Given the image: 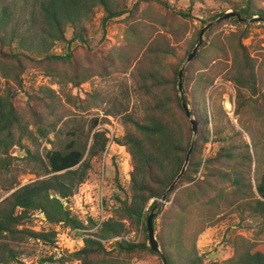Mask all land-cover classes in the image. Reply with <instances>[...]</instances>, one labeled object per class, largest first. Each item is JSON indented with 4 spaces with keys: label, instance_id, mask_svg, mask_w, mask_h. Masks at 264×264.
I'll return each instance as SVG.
<instances>
[{
    "label": "trees",
    "instance_id": "obj_1",
    "mask_svg": "<svg viewBox=\"0 0 264 264\" xmlns=\"http://www.w3.org/2000/svg\"><path fill=\"white\" fill-rule=\"evenodd\" d=\"M31 1L33 0H25L22 11L18 10L16 0H0V77L6 84L4 92H0V167L9 168L11 159H14L10 150L16 145L21 146L20 149L33 158H40L42 162L41 172L37 173L39 178L19 187L3 201L6 210L0 216V238L6 239L7 243L2 248L6 255L0 258L2 264L19 262V256L26 253L30 240L37 242L39 246L54 243V228L50 231H35L26 227L30 212L42 210L52 225L65 222L73 227L86 228L71 210L65 209V202L70 201L81 183L93 178L92 173L94 176L101 175L108 143L105 132L95 131L87 156L85 150L77 146L75 139L70 140L63 150L48 149L46 161L35 155L30 147L24 145V140L28 139L33 144L38 143L39 138L47 140L52 127L44 124L38 111L31 110L29 118L16 106L19 93L26 92L27 89L24 84L25 73L30 67L39 66L46 76L53 77V83L61 78L59 82H73L77 86L96 73L103 74L107 65L113 63L112 55L104 57L97 67L87 68L82 73L83 67L75 52L71 50L64 54L55 53L53 48L59 44L68 48H73L75 43L76 47L89 44L87 26L93 20L96 7L100 6L105 10L103 28L115 18L130 14L126 0ZM141 1L137 2V7ZM144 1L156 2L185 19L193 17L190 12L176 11L167 0ZM254 1H234L230 3L233 5L231 9L245 18L264 17V9H256ZM222 2L229 3L227 0ZM198 3L206 5L207 0H190L191 7ZM226 12L227 9L210 20L221 17ZM224 21L246 26L240 28L238 46L233 51L231 72L226 75V80L233 82L239 95L244 89L256 95L257 72L251 53L244 44V39L249 36L250 24L241 22L237 17ZM201 22L196 44L202 28L208 23L203 19ZM215 26L217 24L210 27L209 31ZM68 28L73 29L70 38L67 36ZM148 53L151 54L152 68L146 72L143 83V90L148 97L147 105L125 117L123 125L126 133L118 139L119 144L128 148L132 157L130 186L126 188L119 185L118 191L110 195L112 197L106 196L109 216L97 231L88 233L80 250H67L60 258L44 257L41 264H131L132 259L145 252L161 256L148 244L146 222L157 202L181 173L194 139V130L182 106L178 88L179 71L185 59L163 64L166 50L152 46ZM199 57L200 52L195 61ZM195 61L190 62L184 71L183 87L192 116L199 122V133L187 169L176 186L183 183L191 185L178 192L175 208L171 214L165 215L164 228L158 238L168 264L207 262V256L199 253L196 240L189 242L188 234L191 235L190 230L195 223L188 218L192 206L197 205L214 212L211 221L221 214V207L235 208L242 213L243 220L257 221L264 232V173L255 184L251 178L254 163L259 169L258 150L264 145L262 138L254 133L253 127L251 130L247 129L252 139V144H249L226 111H223L222 120L217 122L214 112L209 113L203 109L205 101L202 102L201 96H205L213 87L216 77L211 73L198 77L191 74ZM30 89L28 97L31 100L39 99L47 106L61 96L58 90L47 85L37 90L34 87ZM61 91L64 92L62 86ZM241 104L243 108H249L248 103ZM247 112L250 114L249 109ZM238 113L242 114L240 110ZM98 124L99 120L95 119L93 127ZM209 145L211 147L208 152ZM42 176L46 177L40 178ZM14 188L12 186L9 190ZM112 199L117 201L114 207ZM151 199L154 201L150 204ZM163 213L164 210L160 211L154 218L155 230L157 219ZM95 225V221L91 219L89 227ZM140 225L145 230L143 242L124 239L112 241L117 236L129 233L131 226ZM207 227L200 226L195 235H200ZM230 264H264V240L232 257Z\"/></svg>",
    "mask_w": 264,
    "mask_h": 264
},
{
    "label": "rangeland",
    "instance_id": "obj_2",
    "mask_svg": "<svg viewBox=\"0 0 264 264\" xmlns=\"http://www.w3.org/2000/svg\"><path fill=\"white\" fill-rule=\"evenodd\" d=\"M16 1L18 10L23 11L25 0ZM138 1L126 0L130 14L115 18L108 22L105 28L102 23L105 10L100 6L96 7L93 20L87 26L90 36L89 44L76 47L75 43L73 48L59 44L53 48L55 53L64 54L71 50L75 52L76 58L83 67L82 73L87 68L97 67L99 61L104 57L112 55L113 63L107 65V70L103 74L96 73L78 86L73 82H59L61 78H58L56 84H58V94L61 96L47 106L39 99L31 100L28 97V93L31 92L30 87L37 90L46 86L38 79L40 75L46 76L47 74L39 66H32L25 73L24 84L27 89L26 92L19 93L16 106L29 118L31 110L38 111L44 124L52 127V132L47 140L39 138L38 143L33 144L32 141L25 139L23 143L44 161H46L45 154L48 149L63 150L72 139L76 140L80 149L85 150L87 156L93 141V133L98 127V125L93 127L95 119L99 120V124L110 123L118 129L119 137L116 140L119 145L118 139L126 133L125 125H123L125 117L137 110L144 109L147 105L148 97L143 90V83L146 72L152 68L149 49L154 46L167 51L163 64L183 59H185V63L189 53L194 49L193 46L198 44H196V37L202 19L208 23L215 21L219 17L210 19L225 9L227 12L232 11L233 5L230 3L237 0H227L229 3H223L222 0H207L206 5L198 3L195 7H191L190 0H167L176 11L190 12L193 17L188 19L174 15L156 2L142 0L137 7ZM35 3L37 2L35 1ZM254 6L256 9H264V0H255ZM249 24V36L244 39V44L251 53L257 72L258 90L256 95H252L251 91L245 89L239 95L233 82L226 80V75L231 72L233 51L238 46L240 28L246 27L236 22L222 21L217 23L212 31L207 30L198 51L200 57L196 61L197 56L193 59L195 62L191 67V74L198 77L201 74L210 75L211 73L216 77L215 84L207 94L200 95L202 102L205 101V106L202 105L203 109L208 110L209 113L214 112L217 122L222 120L223 111H226L237 129L244 133L248 143L252 144V139L247 133V129L251 130L252 127L255 129L254 133L258 137L260 136L264 143V22ZM72 35L73 29L68 28L67 36L70 38ZM49 78L53 79L52 76ZM84 84L88 91L82 97L75 93V88H80ZM5 85V81L0 77V92H4ZM61 86L64 92L61 91ZM189 89L191 90L192 87L190 86ZM241 103H248L249 108H243ZM248 109L250 114L247 112ZM239 110L242 114L238 113ZM254 111L258 113H254ZM110 117L114 119V123ZM208 147L209 152L211 145ZM20 148L21 146L16 145L10 150L14 159H11L9 168L0 167V203H2L0 216L6 210L3 201L19 187L37 180L39 178L37 173L41 172L40 158L35 159ZM118 151L119 148L114 147L112 156H109L105 163L108 180V183L105 184V194L108 197L118 191L119 185L128 188L131 182L133 171L131 154L127 148L131 157L130 162L127 163L126 158L123 159L117 154ZM251 151L254 152L253 148ZM258 154L259 169L254 163L251 173L253 184L258 182L264 173V145L260 147ZM101 167L103 169V163ZM91 175L93 178L89 180L95 185V191H99V176H94L93 173ZM200 175L201 172L198 177ZM44 177L46 176L40 178ZM189 185L191 183L175 186L174 192L172 191L173 193L168 195L161 210V212L164 210V213L157 219V230H155L157 240L164 228L165 215L171 214L175 208L178 192ZM12 186L15 188L9 190ZM111 201L114 207L117 201L115 199ZM153 201L154 199H151L150 204ZM189 210L188 218L195 222L190 230L191 235L188 234L189 242L192 243V239L196 240L199 253L207 256L206 264H230L232 257L246 252L252 244L264 240V232L261 231L257 221L243 220L242 213L235 208L221 207V214L212 221L210 218L215 215L214 212L199 208L197 205L192 206ZM32 213L30 212L26 220V227L33 228L36 225ZM203 225L208 226L207 229L196 236V230ZM53 228L55 225L51 224L48 231ZM131 228L125 235L137 243L143 242L145 240L144 226H131ZM6 243V239L0 238V258L6 256L5 251L2 250ZM148 244L150 245L149 241ZM44 250L43 245L39 246L37 242L30 240L25 249L26 253L19 256V261H23L25 264H41V259L45 257ZM161 261H163L161 256L145 252L132 259L131 264H162Z\"/></svg>",
    "mask_w": 264,
    "mask_h": 264
},
{
    "label": "built area",
    "instance_id": "obj_3",
    "mask_svg": "<svg viewBox=\"0 0 264 264\" xmlns=\"http://www.w3.org/2000/svg\"><path fill=\"white\" fill-rule=\"evenodd\" d=\"M39 77V76H38ZM49 77L45 75H40L39 81L53 89H58V84L49 81ZM51 80V79H50ZM87 86L84 84L80 88H75V93L80 96H84L87 92ZM114 123V119L110 117ZM95 131H102L106 133L108 138L107 147L103 159V169L101 175L99 176L98 187L99 191H95V185L88 179L81 183L70 199L69 202H65V205L69 206V210L73 212V215L79 218L86 228L83 227H73L67 225L65 222H60L55 225L56 237L53 244H44L45 257H62L67 250L76 251L80 250L84 246L85 237L88 236L89 232L97 231L105 219L109 216V212L106 208V194H105V184L108 183L107 180V170L105 168L106 160L109 156H112V150L114 147H118L117 152L123 159L126 158L127 163L130 162V152L128 153L127 147L125 145L117 144V138L119 137L118 129H116L110 123L98 124ZM35 219L36 225L32 228L35 231H48L51 223L42 210H35L32 214ZM91 219H93L96 225L92 228L89 227ZM45 229V230H44ZM127 240L130 242H136L128 235L117 236L112 239V241ZM14 264H25L23 261H19Z\"/></svg>",
    "mask_w": 264,
    "mask_h": 264
},
{
    "label": "water",
    "instance_id": "obj_4",
    "mask_svg": "<svg viewBox=\"0 0 264 264\" xmlns=\"http://www.w3.org/2000/svg\"><path fill=\"white\" fill-rule=\"evenodd\" d=\"M231 17H237L241 22L244 23H254V22H264V17H259V16H255L253 18H245L243 17L239 12H234V11H228L226 12L225 15L219 17L218 19H216L215 21H211L209 23H207L201 30L200 32V36H199V42L198 44L194 47L193 51L191 53H189L186 62L184 63V65L181 67L180 71H179V91H180V97L182 100V106L184 108V111L186 113V116L190 119L192 125H193V130H194V139L192 141L191 147L188 151L187 157H186V161L185 164L182 168L181 173L178 175V177L176 178V180L173 182V184L169 187V189L166 191V193L164 194L163 198L160 199L157 204L155 205L153 211L149 214L147 222H146V226L148 229V235H149V242H150V246L151 248L156 251L157 253H159L162 257L163 263L164 264H168L167 259L165 254L163 253L159 242L157 240L156 237V233H155V227H154V218L156 217L157 213H159L162 210V207L164 206V204L166 203V200L168 198L169 193L175 188V186L177 185L178 181L180 180V178L183 176V174L185 173L188 163L190 161L191 155L193 153V149L195 147V142H196V137L199 133V122L192 116V112H191V108L187 102V99L185 97V93H184V88H183V79H184V70L185 67L191 62L193 61V59L197 56L199 48L201 47L203 41H204V35L207 32V30L214 26L215 24L224 21L226 19H229ZM66 210H69V206L66 205L65 206Z\"/></svg>",
    "mask_w": 264,
    "mask_h": 264
}]
</instances>
